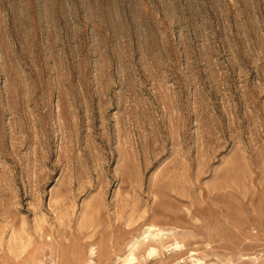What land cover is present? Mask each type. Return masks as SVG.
<instances>
[{"label": "rangeland", "instance_id": "obj_1", "mask_svg": "<svg viewBox=\"0 0 264 264\" xmlns=\"http://www.w3.org/2000/svg\"><path fill=\"white\" fill-rule=\"evenodd\" d=\"M149 225L132 264H264V0H0V264Z\"/></svg>", "mask_w": 264, "mask_h": 264}, {"label": "bare ground", "instance_id": "obj_2", "mask_svg": "<svg viewBox=\"0 0 264 264\" xmlns=\"http://www.w3.org/2000/svg\"><path fill=\"white\" fill-rule=\"evenodd\" d=\"M154 227V225H149L148 227H146V229L143 231L142 234H140L138 237H136L133 242L130 244L129 248H128V252L126 255H124L122 258L124 261L122 264H132V262L136 259L135 253H134V249L136 247V245L142 241L145 240L146 238H149L150 235L153 236L155 234L151 233L152 228ZM156 234H164L162 233V231H159ZM176 247H181V245H179L177 243ZM149 254H152L154 252H156V247H151L149 250ZM202 262L199 261L198 264H201Z\"/></svg>", "mask_w": 264, "mask_h": 264}]
</instances>
